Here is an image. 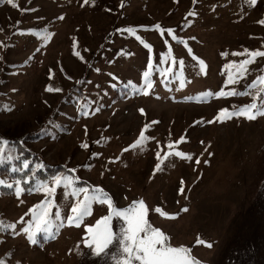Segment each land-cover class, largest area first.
<instances>
[{"label":"rangeland","instance_id":"obj_1","mask_svg":"<svg viewBox=\"0 0 264 264\" xmlns=\"http://www.w3.org/2000/svg\"><path fill=\"white\" fill-rule=\"evenodd\" d=\"M253 53L264 0H0V132L40 129L26 145L70 171L0 197V264H126L117 213L141 201L181 264H264ZM98 220L102 253L85 242Z\"/></svg>","mask_w":264,"mask_h":264},{"label":"trees","instance_id":"obj_2","mask_svg":"<svg viewBox=\"0 0 264 264\" xmlns=\"http://www.w3.org/2000/svg\"><path fill=\"white\" fill-rule=\"evenodd\" d=\"M226 112L228 110L221 115ZM42 124L40 128L44 126ZM38 130L20 136H8L0 132V181H3L0 183V197H13L17 195L18 190L19 196L29 195L37 181H45L56 175L70 173L64 165L47 163L26 145L28 141L39 139ZM25 160L28 162L27 167L24 166ZM177 250L194 263L187 251L181 248Z\"/></svg>","mask_w":264,"mask_h":264},{"label":"snow or ice","instance_id":"obj_3","mask_svg":"<svg viewBox=\"0 0 264 264\" xmlns=\"http://www.w3.org/2000/svg\"><path fill=\"white\" fill-rule=\"evenodd\" d=\"M255 2V0H253ZM253 55H264V53H253ZM201 63H203L201 61ZM130 83V82H129ZM223 111V110H222ZM253 118V117H249ZM184 138L181 137V140ZM24 166H28V162L24 161ZM57 182L59 180L57 179ZM3 183V181H0ZM19 184V181H17ZM11 187V185L9 186ZM48 191L53 192L55 189H48ZM81 191H85L81 189ZM17 195H19V190L17 191ZM100 199V197H97ZM48 204V201L44 202V205L41 206L42 210L44 209L45 205ZM140 209L139 211H134L133 208L128 209L124 212H118V215H122L127 227L123 228L120 233V243L122 246L123 253H127L129 256V262L126 264H130V260L135 254L136 259L141 260L142 264H181L178 260V252L180 250L172 249V248H165L163 246V234L159 232L158 229H149L145 227V221L143 219V202H140ZM73 211H76V208H73ZM159 211V209H157ZM56 217L59 219L60 212L59 210L56 211ZM79 214L76 217L69 216V222H73L74 219H78ZM104 218L102 217L101 220ZM101 221H97V230L92 235L91 241H85L86 243H92L94 245L93 250L96 253H102L104 248L108 246L109 243L112 242L114 238L113 233L108 230V226L105 223L104 229H100L99 226ZM28 231V229H25ZM47 232V227L44 229ZM91 231V230H90ZM145 232V237L141 238L140 233ZM151 231L153 235H148L147 233ZM29 241L32 243H36L33 235H29ZM160 245L157 248V245Z\"/></svg>","mask_w":264,"mask_h":264}]
</instances>
